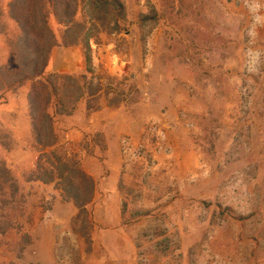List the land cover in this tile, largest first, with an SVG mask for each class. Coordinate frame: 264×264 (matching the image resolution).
Segmentation results:
<instances>
[{
	"label": "rangeland",
	"instance_id": "1",
	"mask_svg": "<svg viewBox=\"0 0 264 264\" xmlns=\"http://www.w3.org/2000/svg\"><path fill=\"white\" fill-rule=\"evenodd\" d=\"M11 1L0 0V264H264V0H122L125 29L91 39L89 55L95 75L136 91L92 113L82 101L58 117L52 147L35 139L37 81L18 83ZM57 48L48 71H86L81 46ZM65 57L69 71L55 69ZM57 158L93 178L85 211L41 179Z\"/></svg>",
	"mask_w": 264,
	"mask_h": 264
},
{
	"label": "trees",
	"instance_id": "2",
	"mask_svg": "<svg viewBox=\"0 0 264 264\" xmlns=\"http://www.w3.org/2000/svg\"><path fill=\"white\" fill-rule=\"evenodd\" d=\"M20 3L24 5L23 9L18 8ZM9 14L21 30V41L13 44V53L19 58L21 68L18 83L22 84L26 79L37 81L28 101L39 145L52 147L59 141L54 126L58 117L73 115L82 101H85L87 112L92 113L100 110L97 102L102 98L108 107H116L126 99L128 91H136L135 86L125 85V78L111 86L110 82L118 81L117 78L95 75L89 55L91 39L97 40L100 34L114 35L125 29L126 11L122 0H12ZM156 14L155 10L150 14L140 13L139 24L156 18ZM50 19L63 27L61 42L50 27ZM59 46H81L86 71L81 74L48 71L50 54ZM123 84L128 87L124 88ZM57 159L55 168L45 172L41 179L43 182L59 179L67 196L78 203L81 212L85 211L96 189L93 178L77 162Z\"/></svg>",
	"mask_w": 264,
	"mask_h": 264
},
{
	"label": "crops",
	"instance_id": "3",
	"mask_svg": "<svg viewBox=\"0 0 264 264\" xmlns=\"http://www.w3.org/2000/svg\"><path fill=\"white\" fill-rule=\"evenodd\" d=\"M56 49H58L57 47H55L53 50H52V52H51V55H50V65H52L53 64V62L55 61L54 59H55V54L56 53H58V50H56ZM61 50H59V51H67V49L68 48H60ZM66 49V50H65ZM71 49H75V52L77 51L76 50V48H71ZM60 53V52H59ZM63 53V52H62ZM78 55V54H77ZM62 64H63V67L62 68H55V69H58V70H64V71H69V66H71L70 64H73V62H72V59L71 58H63L62 59ZM16 108L17 107H14V108H12L11 110H9L8 112H10L11 111V113H17V111H16ZM99 112V111H98ZM16 116V115H15ZM18 117H19V115H17ZM16 117H12V119H15ZM19 121V120H18ZM4 246H5V242H4V240H2L1 239V235H0V250H3V248H4ZM6 248V247H5Z\"/></svg>",
	"mask_w": 264,
	"mask_h": 264
}]
</instances>
